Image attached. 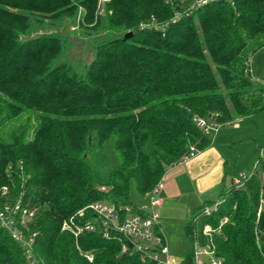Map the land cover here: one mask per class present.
Wrapping results in <instances>:
<instances>
[{
    "label": "trees",
    "instance_id": "1",
    "mask_svg": "<svg viewBox=\"0 0 264 264\" xmlns=\"http://www.w3.org/2000/svg\"><path fill=\"white\" fill-rule=\"evenodd\" d=\"M180 7L106 0L100 12L98 0H0V209L20 200L35 210L22 230L42 264H156L123 252L116 234L75 237L62 223L94 201L135 210L131 184L143 201L191 145L210 144L195 117L222 124L264 114L249 64L264 46V0H209L172 20ZM151 16L161 24L139 27ZM64 22L88 36L81 66L67 55ZM261 194L264 156L210 215L196 208L185 234L202 237L210 223L221 264H264ZM95 220L83 210L81 223ZM0 264H27L1 223ZM177 264H194L193 252Z\"/></svg>",
    "mask_w": 264,
    "mask_h": 264
},
{
    "label": "built area",
    "instance_id": "2",
    "mask_svg": "<svg viewBox=\"0 0 264 264\" xmlns=\"http://www.w3.org/2000/svg\"><path fill=\"white\" fill-rule=\"evenodd\" d=\"M105 1L98 0V5ZM179 1L181 7L174 10L171 17L172 20L191 12L195 7L209 0ZM158 24L161 23L154 16H151L149 19L139 22V27H155ZM194 119L196 124L206 133L216 131L219 124H221L201 116H197ZM196 151L197 149L191 145L188 152L177 163L190 158ZM246 177L234 176L231 180L232 185L241 188L244 187ZM163 184L164 179L161 177L153 189L146 194L144 200L139 205H136L135 210L129 206L118 208L110 203L108 205L104 201H94L83 209H80L68 220H65L61 228L70 231L75 237L84 231H94L99 228L102 235L106 238L111 237L112 234L118 235L121 240V250L123 252L128 250L136 252L141 261L169 264L172 258L161 232V219L159 214V209L162 205L160 191L163 188ZM219 203L220 200H217L210 205H204L201 214L204 216L210 215ZM84 209H90L95 214V222H80ZM263 211L264 194H261L258 200V212ZM16 215H19L18 220ZM34 215V209L23 206L20 200H18L14 205H5L3 209H0V223L11 233L14 239L21 243L27 264H42L33 252L32 236L25 234L22 230L25 221L32 219ZM226 220L224 218L221 224L226 222ZM214 231H218V228L214 229L210 223H205L201 228L202 237L198 236L196 231L192 233L194 264H221V259L215 254L210 241L211 234ZM208 239L209 241H207ZM88 259L91 260V256Z\"/></svg>",
    "mask_w": 264,
    "mask_h": 264
},
{
    "label": "rangeland",
    "instance_id": "3",
    "mask_svg": "<svg viewBox=\"0 0 264 264\" xmlns=\"http://www.w3.org/2000/svg\"><path fill=\"white\" fill-rule=\"evenodd\" d=\"M186 2H189V0H186ZM102 4L99 5L100 12L103 11ZM60 30L65 32L72 41L68 46V57L78 61V66L89 61L92 49L88 43V36L83 35L79 27H74L67 22L63 23ZM249 64L252 87H264V46L250 56ZM219 128L220 134L224 132L222 134L224 138L230 135L234 137V142L231 146H228L234 156L233 161H230L229 170L235 176L248 177L252 173L258 157L264 156V114L244 116L231 121L230 124H219ZM208 133L211 134L212 132ZM228 182L226 181V188L229 186ZM130 198L136 205L142 202L141 197L136 193L132 184L130 187ZM186 216L185 213L181 215L177 212L169 222H162L166 233L165 241L172 258L169 264H177V258H184L193 252L192 240L184 232L183 225L186 222Z\"/></svg>",
    "mask_w": 264,
    "mask_h": 264
},
{
    "label": "crops",
    "instance_id": "4",
    "mask_svg": "<svg viewBox=\"0 0 264 264\" xmlns=\"http://www.w3.org/2000/svg\"><path fill=\"white\" fill-rule=\"evenodd\" d=\"M241 117L244 116L234 120ZM219 129L218 127L216 131L208 133V146L197 149L190 158L171 165L163 174L164 184L160 191L162 205L159 214L160 219L162 218L161 232L164 238L166 233L165 227L162 226L163 221L169 222L177 212L181 215L185 213L187 221L196 208L219 199L226 188V181H229V186L232 185L231 180L235 175L229 168L234 156L228 146L234 142V137L230 135L224 138V132L220 134ZM179 259L181 258L176 260Z\"/></svg>",
    "mask_w": 264,
    "mask_h": 264
},
{
    "label": "water",
    "instance_id": "5",
    "mask_svg": "<svg viewBox=\"0 0 264 264\" xmlns=\"http://www.w3.org/2000/svg\"><path fill=\"white\" fill-rule=\"evenodd\" d=\"M131 34H132V31H127V32H125V34H124V38H127V37H129V36H131ZM182 260V258L181 259H179V261H181Z\"/></svg>",
    "mask_w": 264,
    "mask_h": 264
}]
</instances>
